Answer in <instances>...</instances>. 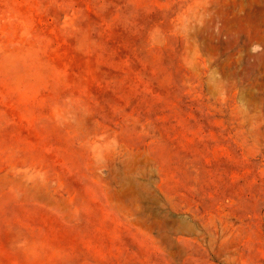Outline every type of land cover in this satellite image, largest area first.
<instances>
[{
	"label": "rangeland",
	"instance_id": "1",
	"mask_svg": "<svg viewBox=\"0 0 264 264\" xmlns=\"http://www.w3.org/2000/svg\"><path fill=\"white\" fill-rule=\"evenodd\" d=\"M0 264H264V0H0Z\"/></svg>",
	"mask_w": 264,
	"mask_h": 264
}]
</instances>
